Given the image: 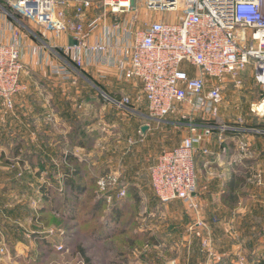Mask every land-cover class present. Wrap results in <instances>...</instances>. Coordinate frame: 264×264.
<instances>
[{"label": "crops", "instance_id": "obj_1", "mask_svg": "<svg viewBox=\"0 0 264 264\" xmlns=\"http://www.w3.org/2000/svg\"><path fill=\"white\" fill-rule=\"evenodd\" d=\"M100 8L101 6L94 5L89 10L86 26L100 16L102 13V8L101 10ZM136 9L137 13L133 15L136 16L133 31L142 29L139 27L140 23L153 21L152 17L148 19L147 15H142L141 10ZM73 14L74 9L71 8L68 15L72 17ZM121 17H124V20H131V16L128 15H122L120 19H122ZM112 18L114 19L113 16ZM4 27L3 33L0 32V38L9 40L15 30H10L8 24ZM102 32V27L98 28L90 37V42L93 44L99 40ZM43 35L48 40L46 44L61 51H65L71 43L66 35L60 38L49 33ZM21 44L23 45L22 61L27 72L22 75L21 84L25 89L15 98L13 111L7 110L0 102V109L5 111L8 120L3 122L10 124L11 128L15 125L17 129H20V132L7 134L6 128L4 132H0V162L3 161L4 166L7 167L13 165L20 167L28 164L26 159L21 156L27 150L26 152L30 156L40 152L49 155L46 157L47 159L45 158L46 166L51 162L52 156L56 158V162L57 160L61 161L62 156L67 154H73L79 159L87 161L91 166H97L98 163L94 162L93 153L104 145L107 139L105 137L107 131L105 133L98 132V126L103 127L104 120H109L110 106H112L103 98L102 93L115 98H121L122 95L129 96L137 101L142 95V84L139 81L121 80L116 70L97 63L96 56H87L90 62L81 69L82 72L80 71L78 74L72 70L73 76L70 79H65L58 74L51 73L53 68L46 65V58H49L46 53H44L45 59L41 68L30 66L40 62L41 58L40 52L34 51V41H31L25 33L22 34ZM52 60L56 65L59 64V60L57 61L56 58L53 57ZM31 70L32 72H30ZM244 77L246 87L257 88L252 78V72L250 74L246 72ZM134 105V111L119 110L117 111L118 116L113 119V125H116V128L111 131L114 132L116 139L113 140L112 145L108 146L111 148L108 156H119V163L128 164L130 161L142 160L145 155L143 151L147 149L148 140L153 137L155 130L159 128L162 130L168 128L169 130L178 126L176 120L172 119L151 120L145 112L139 111V106L144 107V103ZM247 117L250 115L247 114L246 118L243 114L238 115L233 127L259 128L264 126V119H258L253 115L249 119ZM240 119L246 124L240 125ZM35 122L41 123V128L35 125ZM49 122H53L54 132L52 134L49 132ZM144 126L148 128L145 132L142 131ZM186 131L187 134L175 145L169 146L171 148L164 146L163 151L158 153L159 156L178 146L184 138L194 135L188 126ZM32 132H36L33 136H37V143L31 141ZM95 133L98 138L93 149L88 150L86 146L79 145L80 141L86 143L88 137H93ZM14 142L16 145H13ZM196 148L199 187L195 200L200 211L189 212V205L180 201L163 204L174 209L175 207L182 208V218H187L188 226L185 225L180 229L142 226L139 228V233L148 236L146 248L166 247L168 249L166 258L169 259L163 262L155 254L156 260H154V257L149 253L150 255L145 254L142 260L131 256L128 264H174V261L177 264H264V136L239 130L215 131L212 136L196 145ZM203 149H207L209 154L204 155ZM15 153L18 155L14 156ZM158 157H156L155 163ZM42 177L41 175L36 181L28 177L27 180H25L26 178L24 180L17 179L0 188V213L3 214L0 218L6 217L5 213L10 214L12 218L18 216L19 210L8 205V200H12L13 197L19 199L33 197L30 196L31 193H28V188L30 186L35 188L48 181L44 177V181L40 182ZM58 184H61V179ZM128 186H131L132 192L138 190L136 195H139L140 199H143V196L153 197L158 202L151 186L149 190L153 193L152 196L140 194L142 191L146 192L140 182H131ZM33 194L35 195L34 200H38L39 192L33 189ZM6 219L7 222H4L3 227L0 228V248H9L10 255L17 257L21 252H24L20 251L22 248L27 249L24 246L26 243L16 239L19 236L16 233L19 226H12L9 219ZM196 220L199 225L195 224L194 229L190 228L189 223ZM23 232L32 238L40 234L27 230H23ZM15 235L17 236L14 239ZM206 243L209 244L208 247L205 246ZM179 250L180 254L177 253ZM27 252L28 257L32 255H29V251ZM170 254L172 256L168 257ZM176 256L180 257L177 259ZM31 257L26 259L24 264L33 262ZM19 259L13 263L19 264L21 262Z\"/></svg>", "mask_w": 264, "mask_h": 264}, {"label": "built area", "instance_id": "obj_2", "mask_svg": "<svg viewBox=\"0 0 264 264\" xmlns=\"http://www.w3.org/2000/svg\"><path fill=\"white\" fill-rule=\"evenodd\" d=\"M136 1L0 0V32L7 24L15 30L11 39L0 38V102L13 111L15 98L25 89L21 84L25 70L19 30L25 28L22 19L57 38L66 35L71 43L58 54L62 64L54 67L56 74L70 79L72 70L79 74L90 62L87 56H96L97 63L116 70L121 80L142 84L137 101L102 93L118 109L132 112L134 104L144 103L147 117L156 121L178 108L191 109L187 126L194 135L158 157L150 170V183L161 204L180 201L197 208L196 145L215 131L264 136V126L236 128L218 118L223 83L242 88L246 72L252 70L260 98L250 112L264 119V0H143L149 11L174 17L145 22L142 29L133 31L136 16L131 20L120 16L135 10ZM98 2L102 13L86 26L87 13ZM71 8L72 17L68 15ZM100 27L102 36L92 44L90 37ZM198 114L209 115L215 123H198L194 120ZM239 124L244 125L242 119ZM202 153L209 151L203 149ZM106 178L99 182L105 189ZM124 195V190H110L106 197L112 201ZM57 249L61 251L63 246L57 245Z\"/></svg>", "mask_w": 264, "mask_h": 264}, {"label": "rangeland", "instance_id": "obj_3", "mask_svg": "<svg viewBox=\"0 0 264 264\" xmlns=\"http://www.w3.org/2000/svg\"><path fill=\"white\" fill-rule=\"evenodd\" d=\"M95 5L101 6L98 3ZM136 8L138 10H141L142 15H147L148 19L154 20H164V19H173V14L165 13V12H158V11H149L146 8V4L143 0H137L136 1ZM101 10V8H100ZM134 13H137V9L127 13V15L132 17ZM144 17V16H143ZM124 19V17H121ZM22 23L25 25L24 27H20L19 30L22 31V34L25 33L29 36V39L31 41H34V51L40 52V62L30 65L32 67L41 68L43 65V61L46 56H49V58H46V65H48L50 68H53L51 73L56 75L55 68L61 66L62 60L60 61V58L58 56L61 55L63 52L60 49H57L56 47L53 48L50 44H46L48 42L47 39H45L44 33H49L50 35H54L51 31H44L43 29H39L34 24L29 23L28 20L22 19ZM145 23V22H144ZM144 23H140L139 27L143 28ZM27 27V28H26ZM22 49L23 45L21 44ZM23 51V50H22ZM49 54V55H48ZM44 56V57H43ZM53 57L56 60H59V64L53 63ZM50 59V60H49ZM61 62V63H60ZM25 66V65H24ZM55 67V68H54ZM81 71V70H79ZM198 71V70H196ZM26 72V68L23 72V74ZM32 72V70L30 71ZM82 72V71H81ZM248 74L252 72V70L247 71ZM27 73V72H26ZM22 74V75H23ZM50 74V73H49ZM78 75V74H77ZM32 76V75H31ZM58 76V75H57ZM77 77V76H75ZM35 82V81H34ZM223 89V101L218 107V118L221 119L223 122H225L228 126H234L235 122L237 121V116L240 114H243V116L249 114L251 117V107L256 104L259 101L260 98V91L252 86V87H246V82L244 83V86L242 88H236L231 82L223 83L222 85ZM141 96V95H140ZM128 96L122 95L121 98H126ZM106 101L107 98L104 97ZM120 99V98H119ZM109 102V101H108ZM110 103V102H109ZM112 105V104H110ZM110 117L109 120L105 119V125L98 126V132H106V143L93 153L94 156V162L98 163L97 168H101L105 166L106 172L104 173L103 177H109L106 178V189L99 185L100 178L97 180L96 187L94 188L96 199H102L104 201V208L98 213L96 220L94 221V224H100L101 222H107V215L110 212V208L119 203H124L126 200H129L130 205L132 206L133 212L136 214V219L132 227H136L137 231H139L140 227H147V226H156L158 228H165V227H175V228H184L185 225L188 226L187 218H182V208L175 207L171 208L170 206L161 204L157 198H155L158 202H156L153 197H145L143 195L150 196L153 194L149 188L151 186L150 183V170L152 166L155 163L156 157L159 156V152L163 151L165 147L171 148L169 146H172V144H176L179 139H181L183 136L187 134L186 127L189 121V114H192V111L189 107H182L175 110L174 113H172L170 116L167 117V119L176 120L178 123V126L172 127L168 130V128H164L162 130L161 128L155 130L153 132V137L148 140V147L143 151V154L147 156L145 159V155L143 156L142 160L138 161H130L128 164L125 163H119V156L113 155L108 156V153H110L111 148L108 146L113 144V140L116 139L114 136V132L111 130L116 128V125H113V119L118 116V112L121 109H118L117 107L110 106ZM140 107V112L146 113V116H148L145 106ZM122 111V110H121ZM6 113L4 110L0 109V132H4L5 128L8 130L6 132L7 134L11 132H20V129H17L15 125L11 128V125L5 124V121L7 120ZM193 117V116H192ZM250 117H247L248 119ZM194 118V117H193ZM195 121L199 123H206V122H214L216 119H213L209 115H203L198 114L195 116ZM4 121V122H3ZM245 123V122H244ZM41 123L35 122V125H38L40 128ZM44 124V123H43ZM49 132L51 134L53 131V122H49ZM246 124V123H245ZM110 126V127H108ZM4 127V129H2ZM13 129V130H12ZM167 129V131H166ZM30 130V128H29ZM110 130V131H109ZM36 134V132H34ZM34 133H31L32 142L37 143L38 138L37 136H33ZM105 135V134H104ZM34 138H37L34 140ZM34 140V141H33ZM123 140V139H122ZM52 145V143H50ZM13 145H16L14 142ZM53 146V145H52ZM27 151V150H26ZM24 151V154L21 156L26 159V162L28 164H24L23 166H16L13 165L12 167L4 166L3 161L0 162V188L5 187L10 182H14L17 179L18 180H27V175L32 169L31 163H33L35 168L38 170L39 164L38 159L40 156L42 158L49 157V155H44L42 152L34 154V156L28 155V153ZM150 152V153H149ZM51 163H55L57 166V169L60 170L61 168L67 167L70 168V164L66 165L62 160L59 161L56 160L55 157L50 158ZM21 160V157H20ZM122 160V159H121ZM109 162V163H108ZM49 171H45L42 174V178L40 182L44 181V177L48 178ZM58 182H60V177L57 176ZM116 180V184L115 181ZM62 181V179H61ZM131 182H140L143 189H145V193L142 191L140 194H142V198L140 202H136V199L134 196H136L137 191L132 192L131 186H128ZM110 190H116V192L124 190L125 195L121 199L114 198L112 201H110L106 194ZM36 191V189H35ZM15 192V191H14ZM13 192V194H14ZM139 196V195H138ZM152 196V195H151ZM25 197V196H24ZM30 197V196H29ZM41 197L39 196L38 200H34L33 197L25 198V199H19L17 197H13L12 200H8V205L12 206L13 208H17L19 210V215L12 218V216L8 213L6 214V217L0 218V228L3 227V223L7 222V219H9V223L13 224L12 226H19V229L16 231L17 234L14 236V239L23 240L22 243H26L24 245L27 249H21L20 255L11 256V251L9 248L5 249L4 247L0 248V264H14L13 262L17 261V259L21 260L19 264L26 263V259L33 258L34 255H37L41 252L39 243H37L34 238L30 236H26V234L23 232V230H27L29 232H38L40 234H46L52 236H49L53 238L54 240V246L56 253L49 254L47 259L43 262V264H85V262L82 260L79 253L76 252V248L78 246H82L86 248V254L91 259L92 264H112L113 262H116V254L118 251L123 249L124 251H132V256L134 258L142 260V258L145 256V254H151L155 258V254L157 255V258L160 260L167 261L166 259V250H168L166 247H148L146 245V242L143 241V245L135 247L133 250H130L128 247H126V238L124 235H118L113 237L112 239H108L103 244H96L86 235L83 233L86 229L85 226H82L80 228L73 227L69 222L62 221L58 215L54 213V211H48L47 213H41L39 212V202L41 201ZM12 203H11V202ZM10 203V204H9ZM156 204V205H155ZM190 210L189 212H199V205L197 204V208L189 206ZM173 211V212H172ZM187 211V210H186ZM0 216H3V214L0 213ZM130 218V213L123 216L122 222H126ZM6 220V221H5ZM130 220V219H129ZM190 228L194 229L196 226L199 225V222L196 220L195 222H190ZM196 224V226H195ZM93 225V224H92ZM135 225V226H134ZM91 225H88V227ZM83 230V231H82ZM185 232V231H184ZM183 232V233H184ZM68 233H71V236H68ZM182 233V236H183ZM181 236V237H182ZM23 246L22 244H20ZM57 245H62L63 250L59 251L57 249ZM208 243L205 244L206 247H208ZM125 246V247H124ZM146 248V249H145ZM145 249V250H144ZM3 250V252H1ZM29 251V257L28 252ZM183 252V251H182ZM180 254L179 252H177ZM149 254V255H150ZM172 254H170L168 257H171ZM28 257V258H27ZM180 257V256H179ZM179 257L176 256L178 259ZM175 258V257H174ZM175 258V260H176ZM169 262V261H168ZM172 263V262H171ZM174 264H177L175 261ZM180 264V263H178Z\"/></svg>", "mask_w": 264, "mask_h": 264}, {"label": "trees", "instance_id": "obj_4", "mask_svg": "<svg viewBox=\"0 0 264 264\" xmlns=\"http://www.w3.org/2000/svg\"><path fill=\"white\" fill-rule=\"evenodd\" d=\"M97 138V133H95L93 137H88L86 143L80 141L79 145L86 146L88 150L93 149ZM15 150H17L16 147ZM17 155L15 153L14 156ZM46 159L42 158V156L38 159L39 170H36V165L31 163L32 169L27 175L31 180L36 181V179L41 177L43 172L49 171L48 181L41 185L38 184L39 186L35 188L33 186L28 188V193H31L30 196H35L33 189L39 192L42 199V202L39 204V212L47 213L48 211H54L62 221L71 223L75 228L85 226L86 229L83 233L90 241L96 244H103L108 239L122 234V236L127 237V245L125 246L133 250L137 246L141 247L143 241L146 242L148 240L147 235L140 234L136 227L131 226L135 222L136 214L133 212L129 200L113 205L107 215V222L94 224L98 213L104 208V201L96 199L94 188L96 187L97 180L104 176L106 172L105 166L97 168L73 154H67L62 156L61 160H64L63 162L66 165L70 164V168L63 166L60 171L57 169L55 163L49 162V165L46 166ZM57 176L62 179L61 184H58V181H56ZM134 198L136 202L141 201L138 195L134 196ZM128 213H130V220L122 222L123 216ZM88 225L91 226L88 227ZM68 236H71V233H68ZM34 239L39 243L41 252L38 256L34 255L33 262L28 264H43L49 254L56 253L54 239L46 234L35 235ZM76 252L79 253L85 264H92L91 259L86 254V248L78 246ZM132 253V251L121 249L116 254V262L112 264H128Z\"/></svg>", "mask_w": 264, "mask_h": 264}, {"label": "water", "instance_id": "obj_5", "mask_svg": "<svg viewBox=\"0 0 264 264\" xmlns=\"http://www.w3.org/2000/svg\"><path fill=\"white\" fill-rule=\"evenodd\" d=\"M147 129H148L147 126H144L142 131L145 132Z\"/></svg>", "mask_w": 264, "mask_h": 264}]
</instances>
